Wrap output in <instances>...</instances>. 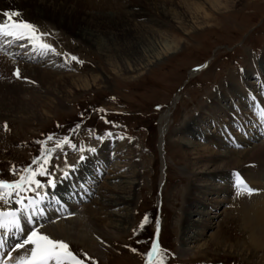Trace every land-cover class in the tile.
<instances>
[{"label": "rangeland", "instance_id": "1", "mask_svg": "<svg viewBox=\"0 0 264 264\" xmlns=\"http://www.w3.org/2000/svg\"><path fill=\"white\" fill-rule=\"evenodd\" d=\"M221 2L223 4L219 5L218 10L209 8L206 3L201 6V12L207 11L212 17L211 23L206 22L200 14L193 24L171 27L165 22L162 28H158L170 37H177L178 48L140 72L114 73L101 54L76 37L72 29L67 26H64L65 29L57 28L56 23L46 19L40 20V25L44 32H49V35L42 38L49 40V44L53 41V46H57V50L54 48L55 52L49 51L48 55L40 52L44 57L41 58L42 62L31 61V57H39V54L28 47L26 41L20 42L26 47L21 48L22 50L18 49L20 47L16 43L11 44L12 49L8 52L18 54L15 58L20 66L35 64L42 69L47 67L55 70L58 61L64 59L68 63L67 65L64 63L67 68L58 69L59 73L75 76L98 74L100 77L99 86L77 92L69 99L59 94L61 97H57H60L59 101L62 105L52 109L53 111H47L48 114L41 119L0 117V179L18 178L10 168L15 165V172L19 173L22 166H29L32 159L40 153L41 145L37 143L38 141H45L44 146L51 148L58 139L67 135L76 145L75 149L65 145L62 151L57 148L53 152L48 167L51 169L53 165L58 166L55 171L57 181L60 172L65 169V160L69 165L76 164V169L81 168L82 164L91 166L95 159L100 158L101 153H98L100 146L107 140L113 139L107 156L109 161L103 162L102 166L95 165L93 174L95 175L98 170L99 177L97 180H88L94 183L96 188L95 192L92 191L91 199L85 201L83 206L99 212L97 216L101 220H113V217L108 218V215L115 212L125 213L130 224L123 232H112V230L109 232L110 229L105 231L100 227L99 230H91L92 238L96 240L93 244L97 251L94 252L85 247L90 246L91 243L84 244L73 239L68 241L77 254H89L95 259L96 264L145 263V253L151 248L152 237L157 235L156 224L159 219L161 229L157 242L166 253L164 264H258L257 259L252 261L246 256L223 250L203 251L197 255L192 254V251L180 253L182 248L194 249L196 244L215 234L218 228L221 238L229 245L244 241L247 244L246 236L239 227L240 218L232 220L230 216L239 203L246 205L252 203L257 196L264 197V182L256 179L262 169H257L254 163H246L244 169L240 167L237 170L232 169L230 173L223 172L227 173L223 182L222 176L217 174L193 177L190 175L191 163H189L192 160L187 158L181 144L183 140H191L214 152L237 153L250 150L252 145L264 143V127H261V122L256 118L258 113L254 112L255 107L259 105L258 102L251 99L250 101L243 96H237L239 99H227L221 88L223 85L227 87L230 83L228 75L240 72L239 75L244 79V82L241 81L244 87L240 88L241 93L250 89L251 96L253 97L254 94L256 97L259 92H263L264 72L252 71L251 67H247V62L251 58L264 68V0H222ZM138 4L134 1L131 3V5ZM69 5L73 6L70 3ZM138 6L145 9L150 7L141 4ZM178 7L180 12L189 16L186 8ZM10 9L19 10L20 15H25L18 5L0 4V10ZM78 10L82 14L92 12L87 6ZM130 10L137 11L138 7L133 6ZM157 17L154 14L150 18L154 21L153 26L162 25L161 18ZM135 20L142 22L139 18ZM119 41L120 50H123L126 41L125 39ZM63 51L65 54L62 56ZM54 54L58 55L57 59L50 57ZM71 56H76L79 62L73 61ZM203 64H206V67L191 77L192 69ZM45 88L47 87L33 91L39 98L42 96L54 98L49 95L52 90L47 88L48 92H46ZM213 95H218L217 101H219L218 109L215 110ZM177 96L181 98L171 110L164 141L160 144V118L172 106ZM26 98H29V95H26ZM247 100L250 101L248 110L244 109ZM219 103H222L225 111L221 110ZM207 109L212 110L214 114L209 110L207 112ZM5 124L7 129L4 127ZM187 125L195 130L198 129V133H194L195 135L187 133L185 131ZM50 135L53 139L47 141L46 137ZM106 144L110 143L103 145ZM81 145L85 149L95 148L96 151L81 153L79 151ZM82 154L86 159L79 161V156ZM243 159L242 155L235 154L227 160V163H242ZM195 163L199 167L207 162L197 160ZM234 171L242 172L249 186L257 190L255 194H236L234 183L232 184L234 179L231 176ZM78 176L80 177L73 171L67 179L58 177L60 182L59 180L57 182L61 184L55 189L65 190L68 195L73 194L71 192H76L78 188L76 185ZM125 179L135 180L134 185L127 187L131 193V204L107 210L102 208L98 203L102 200L107 201L115 194L110 187L115 186L116 192L118 190L120 192L122 186H125ZM204 184L207 185L201 191H205L203 193L206 197L199 196L202 200L196 205L203 207L208 215L192 216L190 221L208 220L210 224L209 228L201 232L202 236L200 234V237L191 239L185 234L184 227V222L187 221L186 211L193 208L188 199L191 195L192 197L199 195L192 190L193 185ZM79 185H83V182ZM215 186H221L224 191L218 194L214 191L212 195H208L211 188H216ZM49 190L52 189H47ZM88 219L89 216L85 220ZM46 223L49 227L57 222L54 223L52 220ZM132 249L136 251L133 252Z\"/></svg>", "mask_w": 264, "mask_h": 264}, {"label": "bare ground", "instance_id": "2", "mask_svg": "<svg viewBox=\"0 0 264 264\" xmlns=\"http://www.w3.org/2000/svg\"><path fill=\"white\" fill-rule=\"evenodd\" d=\"M97 1L98 0H54L53 2H49V0H0V4H4L7 6L18 5L20 7V10L25 12V15L21 14L18 18L35 24L39 31L44 32V29L40 25V20L44 19L56 23L57 28L61 29L64 28V26H67L69 29H72L76 37H78L81 41L88 44L89 46H92L97 52L101 54L102 58H104V61L116 74L140 72L142 69H145L148 66L160 61L164 55L171 53L174 49L178 48L179 41L177 37H170L167 33H163L158 29L162 28L165 22H168L171 27L173 25L178 27L179 25L188 23L193 24V21H197V16L201 14L206 22L211 23L212 17L208 15L207 11L206 13L201 12V6L205 5L204 3H206L209 8L218 10L220 9L219 5L223 4V2H221L222 0H198V2H196L195 0H193L194 2H189L191 0H175L174 4H172L173 0H99L98 3ZM133 1L134 3L137 2L141 4V6L149 5L150 7L145 9L143 7L140 8L138 6L139 4L131 5ZM69 3L73 6H68ZM83 6H87V8L91 9L92 12H90L89 14H82L78 9ZM133 6L138 7V10L131 11L130 8ZM178 6H180L182 9L186 8L185 10H187V12L189 11V16H186L184 12H180V8ZM29 10L33 13L30 14V12H28ZM0 12H2V10H0ZM154 14L158 16L157 18H161L162 25L155 24L153 26L154 21L150 18ZM136 18H139L142 22L136 21ZM145 23L147 25H142ZM120 39H125L126 41L124 42L125 44L123 46V50H120ZM42 40L46 43H49V40H46L44 38H42ZM52 42L51 44L53 46ZM27 46L30 47L29 45ZM53 47L57 50V46ZM0 48L3 49L2 51H0V117L14 116L21 119H41L44 115L48 114L46 113L47 111L49 112L50 110L62 105V102L59 101L61 96L65 99H69L77 92H83L90 88L99 86L98 82L100 77H98V74H92L89 76H75L59 73V71H57L58 69L67 68L66 65L68 63H66L64 59L58 61L55 70L51 68L47 69V67L42 69L35 64L33 66H30L32 64H28L27 66H20L15 58L17 53L6 55V53H9L12 49V45L4 44V41L0 39ZM18 49L22 50L21 47ZM36 52L39 54V57H31V61L42 62L41 58L44 57L41 56L39 50H37ZM45 54L48 55L49 52ZM62 54L64 55L65 51H63ZM50 57L57 59L58 55L54 54ZM37 64L40 65V63ZM205 67L206 64H203L197 68L192 69L190 76L194 77L195 75H197L196 73H198ZM247 67H251L252 71L255 72H264V68L261 67V65L259 66L258 62L252 61L251 58L247 62ZM17 68L20 71L21 77H26V79H18L12 74L13 70ZM92 73H94V71ZM239 73L240 72H238V74L232 73L228 75V80L230 81V83L228 82L229 84H227V87L224 85L221 87L223 89V93L225 94H223L224 97L228 99L243 96L246 99L249 98V100L251 99L252 101H254L252 99L250 89H247L245 93H241L240 88L243 87L241 81L244 82V79H242L243 76L239 75ZM263 85H261V89H263ZM44 87L52 90L49 95L54 96V98H48L46 96H42L39 98L37 96V93L33 91L44 89ZM47 88H45L46 92H48ZM262 91L263 92H259V95L256 96L259 99L257 98V100L254 101L258 102L257 104L259 105L262 101H264V89ZM26 95H29V98H26ZM213 97L215 99V110L218 109V95H213ZM180 98V96H177L173 101L172 106L167 109V111H165L160 118V144H163L164 141L166 128L168 127L167 123L172 114L171 110L175 107ZM224 100L222 102H224ZM250 101L247 100V105L244 109L248 110ZM219 105L221 106V110L225 111V108H222V103H219ZM208 110L210 111V109H207L206 111L209 112ZM259 110V107H255L254 112L258 113ZM210 112L212 113V110ZM186 127L187 129H185V131L190 135H195L194 133H198L199 131L198 129L195 130L189 125H187ZM112 141L113 139H109L105 143L110 144L103 145L105 144L103 143L102 146H100V151H98L99 154L101 153L100 158L95 159L96 161L93 162L91 166L82 164L81 168L75 169L74 173L80 175V177L78 176L79 180H76L78 181L76 185L78 186V188H81L83 186V188L81 189L83 193H79L81 194V197L77 193L68 195L67 191L65 190H49V192L55 195L57 200H59L61 204L64 205V207L58 209L55 202H52L49 199L44 205L46 208V217H37L39 231L49 235L52 238L61 239L67 243L70 239L82 242L84 244L91 243L90 246L86 245L85 247L86 249L88 248L91 252H94L97 251V248H95L96 246L93 244L96 240H93V232L91 230H99V227L103 228V230L105 231L110 229L109 232H111V230L112 232H123L126 230V227L130 224V222L125 213L120 214L115 212L108 215V218L113 217V220H101L97 216L99 212H97L96 210H91L88 206H83V203L85 202V200L83 199L87 198L89 200L88 192L90 190L88 189L93 186V190L95 192L96 188H94V183H90V181L88 182V180H95V178H97L95 175L99 174H93L95 171V165L102 166L103 162L109 161L107 160V156L110 153V147L113 144ZM181 144L186 151L187 158L193 161H189V163H191L190 175H192L193 177L207 174H213V176H216L217 174L218 176H222L221 181L223 182L225 181L224 178L227 176V173L223 172L229 171L230 173L232 169L237 170L240 167L244 169L246 167V163H254L257 169H262L260 176L258 175L256 179L264 182V143L257 144L255 146L252 145L250 150L237 153L233 151L222 153L214 152L207 149L206 147H203L202 144H198L191 140H183ZM235 154L242 155L244 157L243 162L227 163V160H229L230 157ZM197 160L205 161L207 163L201 164L198 167L195 163L197 162ZM63 171H68V169H64ZM70 172L72 173L73 171ZM162 173L164 174V170ZM220 173H222V175H219ZM237 173L247 183L248 180H246L244 176H242V172L240 173L239 171L233 172V174L231 175L232 179H234V181L236 180ZM58 177H61V175H59ZM58 177L57 181L59 180ZM215 178L219 179V177ZM163 179L164 178H162V180ZM82 182L83 185L79 186V184H81ZM233 183L234 182H232V184ZM58 184L61 183L57 182L56 188H58ZM124 184L125 186H122L123 188H121L120 192L119 190L118 192H116L115 186L110 187V189L115 192L114 196L109 198L107 201L102 200L98 204L106 210L113 209L114 207L121 205L131 204V193L130 191H128L127 187L130 188L132 185H134L135 180L125 179ZM229 184H231V182H229ZM205 185L207 184H204L203 186L193 185L192 190L197 192L199 195L195 197H192L191 195L190 198L188 197V202L191 203L193 208L187 209L186 211L187 221L184 222V227L186 229L185 234L191 239L200 237L201 232L204 229L209 228L210 222L208 220L197 219L190 221V218L192 216L204 217L208 215L205 210H203V207H199L198 205H196L199 204L202 200V198H200L199 196L204 195L203 192L205 191L202 192L201 190L206 187ZM233 186L235 187V184ZM209 187H211V185ZM215 187V189L211 188V191H209L208 195H212L214 191L216 192V194L224 191L221 186ZM86 192L87 194H85ZM243 193L247 194L246 192H242L241 194ZM253 193L255 194L256 191ZM47 203H49L50 206ZM195 205L196 207H194ZM57 213H59L60 215H57ZM69 213H71L69 216L70 219L66 218L68 217ZM57 216L59 218H57ZM88 216L89 219L88 221H86L85 219H87ZM91 216H93V218H91ZM47 218L50 220H48ZM236 218H240L239 227L241 231H243V234L246 236L245 239H247L248 245L245 241L243 243H237L238 245H229L223 240V238H221V233L219 232L218 228L215 234L209 236V239H205L202 242L196 244L194 249L190 250L182 248L180 250V253L185 254L192 251V254L197 255L203 251L206 252L223 250L231 254L246 256L252 261L257 259L258 264H264V197L257 196L252 201V203L246 205L239 203L237 208L234 209L233 215L231 214L230 216V219L232 220ZM52 220L54 221V223H57H55L54 226L47 227L48 224L46 222ZM156 225V236L158 238L161 229L160 219L157 221ZM24 226L26 228L29 227L26 224ZM157 238L155 240L156 242ZM13 242L14 238H9L7 244H12Z\"/></svg>", "mask_w": 264, "mask_h": 264}, {"label": "snow or ice", "instance_id": "3", "mask_svg": "<svg viewBox=\"0 0 264 264\" xmlns=\"http://www.w3.org/2000/svg\"><path fill=\"white\" fill-rule=\"evenodd\" d=\"M19 16V10L15 9L0 12V39L4 41V44L16 43L18 47L23 48L25 45L20 42L26 41L33 51L55 52L51 44L42 40V37L48 36L49 33L39 31L35 24L19 19ZM2 50L0 48V51ZM6 55H11V53H6ZM61 55L63 54L61 53ZM70 58L79 62L76 56ZM12 74L18 79H26V77H21L18 68L14 69ZM252 99L255 101L257 97L253 96ZM258 107L260 110L256 118L264 126V101ZM105 122L111 123L110 121ZM4 127L7 129L6 124ZM52 139L51 135L46 137L47 141ZM98 139L103 138L98 137ZM37 143L41 145L40 153L32 159L29 166H22L19 173L15 172V165L10 168V171L18 178L0 179V237L14 238V242L8 244L7 247L5 246L6 240L0 238V264H86V262L96 264L95 259L89 254H77L67 242L52 238L38 230L37 217H46L44 205L49 199L55 202L58 209L64 207L55 195L47 191V189L54 190L57 187L55 171L58 166L53 165L51 169L48 167L52 161V154L57 148L62 151L65 145L73 149L76 148V145L67 135L58 139L51 148L44 146L45 141ZM79 151L81 153L95 152L96 149H85L81 145ZM85 159V155L79 156V161ZM64 168L68 171L61 172V179H67L70 171H75L76 164L69 165L65 160ZM37 177L45 179L41 180ZM235 187L237 195L242 192L250 195L257 191L249 187L238 173L236 174ZM57 218L59 217L57 216ZM145 219L147 218L145 217ZM25 224L29 227L26 228ZM132 251L135 252L136 249H132ZM165 254V250L161 249L154 240L151 248L145 253V264H164Z\"/></svg>", "mask_w": 264, "mask_h": 264}]
</instances>
